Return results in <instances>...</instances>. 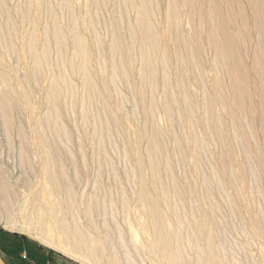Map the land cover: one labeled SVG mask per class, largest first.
Here are the masks:
<instances>
[{
  "label": "rangeland",
  "instance_id": "rangeland-1",
  "mask_svg": "<svg viewBox=\"0 0 264 264\" xmlns=\"http://www.w3.org/2000/svg\"><path fill=\"white\" fill-rule=\"evenodd\" d=\"M206 1L150 4L149 64L145 0H0V264H264V18L219 0L230 59Z\"/></svg>",
  "mask_w": 264,
  "mask_h": 264
},
{
  "label": "bare ground",
  "instance_id": "bare-ground-1",
  "mask_svg": "<svg viewBox=\"0 0 264 264\" xmlns=\"http://www.w3.org/2000/svg\"><path fill=\"white\" fill-rule=\"evenodd\" d=\"M154 0H145V2L142 5H138L139 12L141 13V18L139 20V26L143 32V37L141 39V48L143 54H145L149 60V64L152 63L154 57H155V44H156V38L157 34L155 31H153L152 24L150 23L149 20V9H150V4L155 3L153 2ZM174 1V0H171ZM249 1V6H251L254 11L255 15L254 18L257 17L258 20L261 18H264V0H248ZM150 2V3H149ZM187 2V7L188 10L192 5H199V6H204L207 5L208 2L206 0H186ZM227 5L231 7H235L239 10V13L243 14L242 9L238 8L236 5V2L233 0H227ZM176 5L173 7V12L175 13L177 11ZM209 18H211V21L209 22L207 29L209 32V35L214 34L212 36V41L213 44L211 45L213 53L217 55H222L224 54L227 58H232L229 56V54L232 53H237L240 51V43L237 41L239 36L236 33H233L230 31L228 28V16L224 15L222 7L219 5V0H211V4L209 6ZM191 14V19L193 18L192 12L189 10ZM197 12V11H196ZM225 13V12H224ZM175 15V14H174ZM197 15V14H196ZM201 18V17H200ZM244 15L239 18H233V21L237 20H243ZM204 19L201 18V21ZM254 29L256 32L262 34L264 33V22L259 24L254 25ZM211 33V34H210ZM211 43V41H210ZM145 50H148L147 52ZM254 61H253V66L256 69L258 76V80L262 82L261 87H264V52L261 50H255L254 53ZM230 74L232 76L233 81L231 82L232 89L235 91V94L231 99H233L236 107L238 109L242 108L243 104V98L244 94L246 95V88H245V81L247 78V71L245 70V67L240 64L235 62L233 65V68L230 71ZM260 102H261V110H260V117L262 119V122L264 123V94L263 91H261V96H260ZM74 228V227H73ZM69 233L74 230H68ZM80 236V235H79ZM48 241V240H47ZM55 248H58L60 250H64V252L73 255L70 251H66L63 247H58L56 245L50 244ZM169 247H173L171 243L168 245ZM52 247V248H53ZM82 256V255H80ZM82 258V257H80ZM172 264H176L175 259H172Z\"/></svg>",
  "mask_w": 264,
  "mask_h": 264
}]
</instances>
